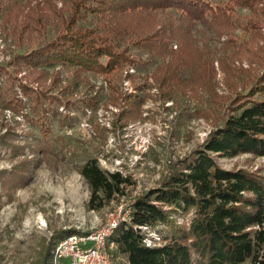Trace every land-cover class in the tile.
Instances as JSON below:
<instances>
[{"label": "trees", "instance_id": "16d2710c", "mask_svg": "<svg viewBox=\"0 0 264 264\" xmlns=\"http://www.w3.org/2000/svg\"><path fill=\"white\" fill-rule=\"evenodd\" d=\"M263 2L0 0L4 25L11 26L18 44H29L14 62L18 71L28 67L34 79L42 80V67L55 64H68L77 75L100 72L109 82L110 100L118 103L121 96L115 82L122 67L134 63L132 47H140L163 58L153 76L164 94L172 97L175 92L191 91L198 95L205 90L222 109L223 114L218 116L221 122L205 143L183 158L159 186L140 193L131 202L130 218L113 232L109 253L114 243L129 264H264V174L243 167L223 168L216 159L239 153L264 156V85L254 82L248 69L235 65L236 58L244 57L264 65V46L256 44L262 36ZM238 8L252 11L248 23L242 26L246 32L251 31L250 42L238 43L235 37L234 14ZM81 19L90 20L91 25L81 27ZM51 21L57 30L47 40L45 32ZM208 32L218 38L228 36L221 44L224 53L217 59L234 97L216 94V56L205 42ZM174 43L178 49H174ZM185 70L189 78L183 75ZM11 79L9 76L3 93L0 88V98L17 109L20 103ZM22 89L32 99L31 120L39 128L36 151L53 153L50 118L57 115L54 102L61 99L24 84ZM132 103L136 109L137 102ZM7 140L1 143L7 145ZM80 171L90 188L88 207L92 209L111 201L128 181L119 171L103 170L95 158H88ZM19 172L5 180L8 188L19 181ZM4 178L0 176V181ZM141 224L161 234L160 245L148 247L143 242L144 235L136 227ZM75 232L79 231H70ZM70 233L57 234L54 244ZM42 264H51V260Z\"/></svg>", "mask_w": 264, "mask_h": 264}, {"label": "rangeland", "instance_id": "374dc122", "mask_svg": "<svg viewBox=\"0 0 264 264\" xmlns=\"http://www.w3.org/2000/svg\"><path fill=\"white\" fill-rule=\"evenodd\" d=\"M223 1L210 0L214 4ZM57 3L62 6L60 1ZM251 14L247 8L235 11L238 43L250 42L251 31L246 32L242 26ZM2 16L0 88L3 93L8 77H12L20 106H7L6 98H0V176L5 177L0 181V264H42L52 262L57 234L102 227L112 211H121L125 219L129 218L131 202L140 193L159 186L183 158L205 143L221 122L218 116L223 112L205 90L198 95L191 91L175 92L172 97L164 94L153 76L163 58L140 47H132L134 63L125 64L115 82L121 96L118 103L110 100L109 82L100 72L83 71L77 75L74 67L55 64L42 67V80L34 79L28 67L18 71L14 62L29 44L16 42L11 26L4 25ZM86 25L90 26L91 21L81 19L80 26ZM261 29L262 36L256 44L264 46V18ZM56 30L57 25L49 22L46 39L53 37ZM227 38L208 32L205 40L216 56L213 82L220 97L235 96L217 59L224 53L221 44ZM173 47L178 49L175 43ZM235 65L248 69L254 82L264 85V65L257 60L236 58ZM183 75L190 76L187 70ZM23 84L61 99L54 102L57 115L50 118L53 153L36 151L39 128L31 120L32 99L23 91ZM133 101L137 102L136 109ZM205 132L208 136H203ZM2 139H8L9 144H2ZM88 158L97 159L107 172L121 171L123 177H128L122 192L98 209L88 207L91 192L80 171ZM216 159L223 168L243 167L264 174V156L239 153ZM16 170L21 172L19 181L8 188L5 180ZM109 248L113 264H129L117 252L116 244L111 243Z\"/></svg>", "mask_w": 264, "mask_h": 264}, {"label": "built area", "instance_id": "2783aa9c", "mask_svg": "<svg viewBox=\"0 0 264 264\" xmlns=\"http://www.w3.org/2000/svg\"><path fill=\"white\" fill-rule=\"evenodd\" d=\"M203 136H208V133ZM129 218L125 219L121 211H112L104 226L70 233L54 246L51 264H113L108 249L109 240L115 229ZM136 227L144 235L143 242L148 247L161 244V234L157 230L145 224Z\"/></svg>", "mask_w": 264, "mask_h": 264}]
</instances>
